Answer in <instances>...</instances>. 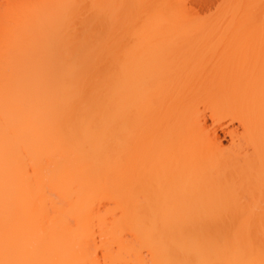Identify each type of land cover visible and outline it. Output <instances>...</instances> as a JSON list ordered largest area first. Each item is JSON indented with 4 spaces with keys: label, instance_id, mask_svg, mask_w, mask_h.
<instances>
[{
    "label": "bare ground",
    "instance_id": "6f19581e",
    "mask_svg": "<svg viewBox=\"0 0 264 264\" xmlns=\"http://www.w3.org/2000/svg\"><path fill=\"white\" fill-rule=\"evenodd\" d=\"M228 37L264 40V0H0V264H264V75L156 51ZM189 95L251 152L199 140Z\"/></svg>",
    "mask_w": 264,
    "mask_h": 264
},
{
    "label": "rangeland",
    "instance_id": "374dc122",
    "mask_svg": "<svg viewBox=\"0 0 264 264\" xmlns=\"http://www.w3.org/2000/svg\"><path fill=\"white\" fill-rule=\"evenodd\" d=\"M197 38L198 39H203V38L205 39L206 38V39L214 40V39H220L221 37L220 38L219 37H196V39ZM257 38L262 39L263 37H257ZM229 39H233L234 41L235 40L236 41L230 42ZM237 39H239V40H237ZM241 39L242 40L243 39H250V40H248L246 42H243V41L240 42ZM251 39L252 40L256 39V37H230V38L228 37L227 42H217V41L214 42L212 40H210V41L208 40V41H205L204 43L199 42L198 44H197V42H195V44L187 43L189 45L184 44V46H182L183 44H177L180 46L169 45V47L167 45L166 46L161 45L162 47L157 46L160 49L158 48L156 51L158 52L160 50L164 54L165 57H167V58L171 57L172 59L176 58V57H178L176 59L181 58V55L183 56L184 52H185L186 54L187 53L190 54L189 56L192 55V57L194 54V58L197 57V59H198V57H199V58H201L200 59L201 61L204 58L207 59V61H209V60H213V61L216 60V61H220V62L222 61L221 64H218L217 68H214L212 70L210 68H208V69L204 68L203 70H200L199 72H198V70L196 72H194L195 71L194 69L193 70L188 69L189 72H187L188 71L187 67L184 66L186 68V71H185V68L183 66L181 67L179 65L181 67L180 68L177 65V68L182 70L181 74L185 75V73H184V71H185L187 77L192 76L194 74H197V75H203L204 77H213L214 79L215 78L219 79L220 77H227V79L230 78L231 80L238 81V79L243 80L244 78H247V80H248V79H251V76H253V80H257L260 78V75H261V77H263L262 75H264V73H263L264 70L262 71V74H261V69H259L257 71V69L259 67L257 69H255L257 66L255 68L252 67L253 68L252 69L250 66L247 65V63L252 66L251 61H253L252 62L253 64H254V61H257L255 63L256 65L258 64V62L264 61V40L261 41L259 39L260 42L259 41L254 42ZM237 41H239V42H237ZM149 47H151V46H149ZM149 50H152V48H150ZM160 51H159V53L161 54ZM192 57H189V58H192ZM223 61L225 62L224 64H222ZM166 67H164V69L169 68V66H166ZM173 67L174 66L170 67V70L168 69V71H167L168 73L170 71V73H169L170 76H172L173 73H171V72L174 69H175L174 71H176V73L178 71H180L177 68L171 69ZM254 69H255V71L252 72V70H254ZM165 71L166 70H164L163 73ZM168 73H167V75H168ZM164 74L166 75V72ZM177 74H178L177 76L181 75L179 73H177ZM167 75L163 76V78L165 77V79L166 78L169 79L170 76L168 75L169 77H167ZM177 76L175 78L181 77V76L180 77H177ZM172 77L170 79H174V77L173 78ZM256 77H257V79H255ZM260 80H261V78L259 80H257L258 83H260ZM176 92H174V95ZM176 97L177 96H175L174 98H176ZM205 97H206V95L201 96V97L189 95L188 96V102L186 103V109H189L191 111V113H192L191 108L193 109V113L191 114L192 117L189 114V116H190L189 120H191V122H193V123L195 122L194 127H196L200 122H203V123H200L201 125H203V127H201V125H199V127H197V129L202 128L203 132L201 133V131H199V129H198V131H197L198 133H195V134H197V135L199 133L200 134L196 137L199 140H202L205 138V136H212L213 131H215L217 133V137H218L217 140L220 142L221 149L223 152H225L226 155H230V156L234 157L238 154L241 155V153L243 154L245 152H251V146L248 145L246 142V139H245V136L243 133L244 130H243L242 124L240 123V115L235 110V108L230 107L228 105L225 107L214 108V107H212L211 102L209 101V97L208 96H207V98H205ZM188 104H191V105L188 107ZM159 109H161V108H159ZM195 109L197 110V114L195 113V111H196ZM189 110H188V113H190ZM195 114L197 115V118H196ZM193 117L195 119L194 121H193ZM199 118L201 119V121H199L200 120ZM197 122H199V123H197ZM194 127H192L191 130H194L193 129ZM193 133H194V131H193ZM201 135H203L204 138L201 137Z\"/></svg>",
    "mask_w": 264,
    "mask_h": 264
}]
</instances>
